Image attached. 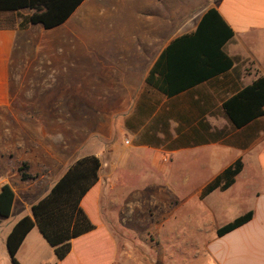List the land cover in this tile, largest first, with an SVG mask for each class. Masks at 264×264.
I'll return each mask as SVG.
<instances>
[{
    "label": "crops",
    "instance_id": "crops-1",
    "mask_svg": "<svg viewBox=\"0 0 264 264\" xmlns=\"http://www.w3.org/2000/svg\"><path fill=\"white\" fill-rule=\"evenodd\" d=\"M211 8L233 31L232 39L223 47L224 53L233 60L232 68L170 96L147 85L146 78L161 53L177 38L194 34L201 18ZM29 14L27 11L25 16ZM22 19H18L13 27L0 28V188L8 185L14 194L9 217H0V264H11L6 238L21 218L31 217V206L48 194L76 160L87 156L99 159L96 152L79 154L73 150L70 156L73 158L67 163V160H61L58 150L53 148L51 151L50 146H42L35 164L32 139L28 147V140L19 139L15 133L19 120L65 118L60 113V103L65 101H58L57 107L51 108L41 97L48 94L49 89L81 86V77H76L77 84H68L67 79L72 77L69 73L80 71L83 57H89L84 61L89 62L88 69L95 86L109 89L106 103L120 105L116 114L123 120V131L135 139L133 146L156 149L163 146L160 140L163 136L171 144L167 148L169 152L210 148L217 161L227 151L233 152L235 156L229 164L205 185L241 158L243 169L227 190L234 188L243 176L245 194L241 197H244V203L238 214L213 230V237L203 246L202 264H264V146L257 151V158L251 166L254 170L243 175L246 171L243 157L261 144L258 139L264 131L254 132L253 139L251 133L234 132L227 139L228 144L215 142L184 146L188 137L189 144H192L196 132L203 133L198 124L200 121L212 130L229 128L218 110L221 103L234 94L236 88L250 85L257 76L264 77V0H83L62 24L51 29L39 24L20 27ZM191 45L189 43V51L193 52ZM179 46L176 50L181 49ZM102 81L105 83H99ZM18 89H31L26 91L30 97L25 108L18 105L21 103V90ZM34 89H39L35 96ZM189 120L195 122L189 125L183 122ZM146 121H153V125L150 132L144 134ZM26 125L21 124L28 132ZM141 135H151L153 141L140 140ZM156 139L160 141L158 146L152 144ZM244 144L245 148H241ZM34 166L40 169L33 172ZM22 173L28 178L22 180ZM33 174L38 175L34 177ZM33 178L49 185L44 191L36 189ZM205 185L198 192V198ZM92 190H95V207L100 218L99 174ZM92 190L81 202L84 211L83 203L91 196ZM249 211L253 214L248 222L220 237L216 235L218 228ZM169 220L166 215L162 222ZM110 226L100 218L95 230L71 241V250L63 260L56 258L53 249L34 226L17 250L16 259L20 264H115L119 242ZM101 229L105 235L97 234ZM95 238L101 249H105L102 256L92 250L94 247L90 242ZM107 252L111 259L105 256Z\"/></svg>",
    "mask_w": 264,
    "mask_h": 264
},
{
    "label": "rangeland",
    "instance_id": "rangeland-1",
    "mask_svg": "<svg viewBox=\"0 0 264 264\" xmlns=\"http://www.w3.org/2000/svg\"><path fill=\"white\" fill-rule=\"evenodd\" d=\"M26 13L25 10L0 15V25L16 23ZM88 58L83 57L80 71L69 73L72 77L66 81L77 84L76 77H81V86L49 89V93L41 97L42 101L49 102L51 108L57 107L58 101H65L60 103V113L65 118L19 120L15 131L19 135L17 137L28 140V147L33 143L35 164L42 146H50L51 151L53 148L58 150L61 160H67V163L73 158L70 157L73 150L79 154L83 151L98 154L101 162L100 218L113 227L115 240L119 242L115 264H202L203 246L213 237V230L218 224L233 218L242 208L244 197L241 196L245 194L243 176L234 188L224 192L214 191L202 200L197 195L221 168L229 164L235 154L227 151L217 161L213 159L210 148L169 152L167 148L171 144L163 136L160 138L163 146L156 149L133 146L135 139L123 131V120L116 114L120 105L106 103L109 89L96 87V82L91 80L89 62L84 61ZM99 83L104 84L105 81ZM18 90H21V103L18 105L25 108L30 97L26 91L31 89ZM38 90L34 89V96ZM44 106L47 107L46 104ZM146 122L144 134L150 132L153 125V121ZM21 124L28 125V132ZM139 138L153 141L151 135H141ZM258 141L261 144L243 157L246 164L243 175L254 170L251 166L257 158V151L264 146V133L260 134ZM39 169L34 166L31 170L36 172ZM37 175L33 174L34 177ZM40 181L33 178L35 188L44 191L49 183ZM95 205L91 196L83 203L92 223L99 224ZM166 215L170 220L163 223ZM119 224L124 226L119 227ZM90 243L96 255H104L105 249H101L98 239ZM106 254L110 256L109 252Z\"/></svg>",
    "mask_w": 264,
    "mask_h": 264
},
{
    "label": "trees",
    "instance_id": "trees-1",
    "mask_svg": "<svg viewBox=\"0 0 264 264\" xmlns=\"http://www.w3.org/2000/svg\"><path fill=\"white\" fill-rule=\"evenodd\" d=\"M82 1L0 0V15L17 14L27 10L30 14L22 19L20 27L39 24L45 29H51L62 24ZM13 26L14 23L6 27ZM4 27L0 25V28ZM232 37V29L215 9H209L201 18L194 34L177 38L161 53L146 78L147 85L170 96L227 72L232 68L233 60L224 53L223 47ZM189 43H192L190 48H194L193 52L189 51ZM179 45L181 49L176 50ZM218 110L228 122L229 128L212 130L209 125L200 121L198 124L203 133L196 132V139L192 144H189L188 137L184 146L215 142L228 144L227 139L234 132L241 131L243 135L251 133L253 139L254 132L264 131V77L257 76L250 85L236 88L235 93L226 97ZM183 122L189 125L195 121ZM152 144L158 146L160 141L156 139ZM245 146L246 144L240 147ZM100 168L101 162L95 156L76 160L48 194L31 206V217L21 218L6 238L11 264H20L16 259L17 250L34 226L53 249L58 260H63L69 254L73 239L96 229L98 224L92 223L81 202L97 184ZM242 169V160L237 158L205 185L199 198L203 199L215 190L226 191ZM21 178L25 180L28 176L22 173ZM91 193L95 202V190ZM13 200L11 188L3 185L0 188V217H9ZM252 214V211H249L218 228L216 235L220 237L243 225L252 218ZM97 234L105 235V231L101 229Z\"/></svg>",
    "mask_w": 264,
    "mask_h": 264
}]
</instances>
